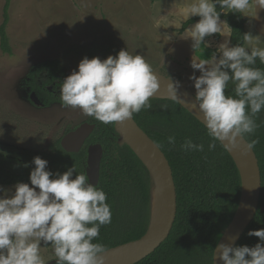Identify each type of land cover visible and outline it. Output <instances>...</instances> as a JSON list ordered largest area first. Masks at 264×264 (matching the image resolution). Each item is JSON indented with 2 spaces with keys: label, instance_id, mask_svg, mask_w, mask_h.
<instances>
[{
  "label": "trees",
  "instance_id": "trees-1",
  "mask_svg": "<svg viewBox=\"0 0 264 264\" xmlns=\"http://www.w3.org/2000/svg\"><path fill=\"white\" fill-rule=\"evenodd\" d=\"M210 3L211 12L190 17L180 32L206 17L221 19L229 28L233 60L223 61L218 69L215 97L200 101L211 111L224 114L257 157L261 174L259 208L233 248L230 264H264V212L260 211L264 207V56L244 49L247 20L239 10L230 8V0ZM9 8L10 0H5L0 25V51L4 54L11 53L6 32ZM112 50L111 46L98 45L87 52L95 61L106 59L111 65ZM214 53L202 45L195 47L196 57L203 62ZM58 73L57 60L37 66L30 73V92L61 104L84 101L90 107L84 123L95 125L93 133L78 153L63 150L61 138L42 152L19 150L23 167L12 170L0 164V185L72 180L74 213L68 220L53 223L50 231L57 237L54 245L59 261L55 264H76L147 232L153 181L136 153L127 144H118L114 116L93 108L91 89L74 79L57 82ZM133 119L165 155L177 205L168 238L134 264H212L214 249L232 221L241 196L240 175L232 158L216 137L174 100L144 99L135 105ZM95 144L103 149L99 182L87 190V149Z\"/></svg>",
  "mask_w": 264,
  "mask_h": 264
},
{
  "label": "rangeland",
  "instance_id": "rangeland-1",
  "mask_svg": "<svg viewBox=\"0 0 264 264\" xmlns=\"http://www.w3.org/2000/svg\"><path fill=\"white\" fill-rule=\"evenodd\" d=\"M230 8L247 20L244 49L264 56V0H230ZM212 10L210 0H10L11 53L0 51V164L21 170L19 150L45 151L88 118L84 101L61 104L30 92V73L45 62H59L57 82L68 78L88 86L93 108L108 117L127 88L151 72L199 100H212L220 65L233 60L229 28L206 17L180 32L190 17ZM98 45L112 47L111 65L88 55ZM200 45L215 50L208 62L195 55ZM72 184L0 185V264H46L58 257L50 227L73 215Z\"/></svg>",
  "mask_w": 264,
  "mask_h": 264
},
{
  "label": "water",
  "instance_id": "water-1",
  "mask_svg": "<svg viewBox=\"0 0 264 264\" xmlns=\"http://www.w3.org/2000/svg\"><path fill=\"white\" fill-rule=\"evenodd\" d=\"M159 87L169 92L182 108L202 124L221 143L232 158L241 180V196L237 211L219 239L212 258V264H230L233 248L254 219L259 208L261 192V174L257 157L244 137L224 118L206 108L201 101L176 81L160 74L151 72L134 81L126 90L114 114V126L119 135L118 144H127L140 158L149 170L155 192V176L128 143L133 141L145 152L155 168L162 194V213L156 226L152 228V211L150 208V223L147 232L139 239L121 244L86 258L76 264H134L152 254L169 236L176 217V189L170 165L152 139L136 124L133 110L137 103L147 99L143 93L148 88ZM95 125L82 123L65 134L60 140V146L69 153H78L87 139L93 133ZM103 157L101 145H91L87 149L85 189L92 190L97 186L100 176V164ZM264 212V207H260ZM58 259L46 264H55ZM128 263V264H129Z\"/></svg>",
  "mask_w": 264,
  "mask_h": 264
},
{
  "label": "bare ground",
  "instance_id": "bare-ground-1",
  "mask_svg": "<svg viewBox=\"0 0 264 264\" xmlns=\"http://www.w3.org/2000/svg\"><path fill=\"white\" fill-rule=\"evenodd\" d=\"M142 97L143 98L168 99V100L174 99L173 96L169 92H167L166 90L159 88V87L148 88L143 93ZM128 143L136 150V152L145 161V163L149 166V168L153 172V175L155 176V192H154L152 200H151L152 228H153L154 226H156V224L158 223V221L160 219V216L162 213V207H163L162 194L160 191L159 181L156 177V172H155V168L153 166V163L151 162L149 157L145 154V152L140 150L133 141H128ZM128 263H122V264H128Z\"/></svg>",
  "mask_w": 264,
  "mask_h": 264
}]
</instances>
